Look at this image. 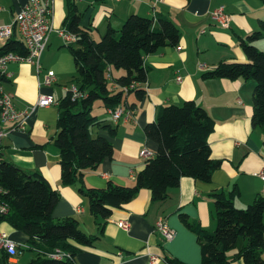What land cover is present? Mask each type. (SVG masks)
Instances as JSON below:
<instances>
[{
  "label": "crops",
  "instance_id": "0c3cea01",
  "mask_svg": "<svg viewBox=\"0 0 264 264\" xmlns=\"http://www.w3.org/2000/svg\"><path fill=\"white\" fill-rule=\"evenodd\" d=\"M28 0H0V25L13 24L16 14ZM224 7L231 17L230 27L224 29L210 18L211 12ZM53 28L41 63L43 73L28 63H9L3 90L14 95L19 110L33 106L39 95H53L60 100L67 95L68 88L75 84L77 70L67 44L57 31H66L65 22L70 8L81 16V26L94 39L100 40L113 28L120 30L132 15L154 18L162 15L171 20L181 32L178 47H166L145 56L148 71L146 95L138 99L134 92L126 96L132 119L116 123L108 109L94 104L92 115L116 130L94 127L92 137L108 139L114 148L112 158L104 160L94 170L84 173L88 188L103 189L109 181L121 186H134L137 174L146 164L141 157L147 148L153 154L157 145L148 140L144 128L157 119L161 106H182L194 101L215 120L216 127L209 138L212 159L222 165L210 182L183 178L180 186L169 190V198L163 203L152 201L149 190H141L123 209H115L107 219H96L89 211L88 199L79 185L62 184L60 151L56 145L58 135L59 108H37L25 118L23 129L10 131L0 146V159H5L21 170L39 172L60 194V200L52 217L59 220L75 218L80 228L88 235H98L104 224V233L90 247H79L78 264H151L150 255L160 259L154 264H166L164 256H170L185 264H201L202 254L196 235L182 222L181 214L197 221L209 231L217 227L216 209L212 194L229 192L237 187L241 197L235 206L244 208L257 196L264 195V181L257 175L264 169V132L252 125L254 81L226 79L204 80V73L220 62H247L240 45L241 39L260 29L264 20L262 0H54ZM22 40L19 32L13 37ZM6 42L0 41V49ZM74 44V43H72ZM264 50V38L255 42ZM181 47V50L178 48ZM203 66V67H201ZM48 71H53L56 81L44 84ZM119 74H123L120 72ZM177 77L182 82H177ZM11 127L8 128V130ZM164 218L175 231L173 240L166 242L156 232V222ZM128 222L130 229L123 230L119 222ZM16 242L22 232L5 231ZM24 234V233H22ZM26 236V235H25ZM27 240L28 237L26 236ZM26 240V243H27ZM244 245L239 239L236 249L228 253L229 264H245L236 258ZM264 258V254L262 256ZM13 264H19L13 259Z\"/></svg>",
  "mask_w": 264,
  "mask_h": 264
},
{
  "label": "trees",
  "instance_id": "16d2710c",
  "mask_svg": "<svg viewBox=\"0 0 264 264\" xmlns=\"http://www.w3.org/2000/svg\"><path fill=\"white\" fill-rule=\"evenodd\" d=\"M65 27L76 36V42L68 45L77 70L74 83L87 96L73 101L67 92L64 98L57 100L59 120L55 143L60 151L62 184L79 185L88 199L90 213L96 219L107 220L115 209H123L132 202L141 190H149L153 202L163 203L169 198V190L178 188L183 178L210 182L222 165L220 160L212 159L209 144L216 122L204 108L187 101L182 106H161L156 121L144 128L145 136L157 145V151L146 160L134 186H121L112 181L103 189L85 186V171L96 169L114 155L108 139L92 137L94 127L107 128L112 136L116 134L106 121L92 115L94 104L100 102L107 109L129 110L126 103L129 92L143 99L148 79L145 56L166 47H178L181 32L162 15L148 18L135 14L120 30L110 28L96 40L82 28L81 16L74 8H70ZM262 38L264 20L258 31L240 41L247 62H220L204 73L203 79L254 81L252 125L264 132V51L255 45ZM11 52L25 55V43L10 39L0 49V57ZM0 81H6L2 74ZM0 187L3 190L0 193V231H18L28 237L26 250L35 256L27 264H78L79 247L93 246L104 233V224L98 235H88L73 217L54 220L52 214L60 194L39 172H25L0 159ZM212 197L217 219L215 231L205 230L185 214L180 216L197 237L201 264H229L228 253L236 249L240 238L244 245L236 258L245 264H264V195L257 196L245 209L235 206L241 197L237 187L229 192H215ZM1 208L7 211L2 212ZM56 250L64 252L66 257L49 259L48 254ZM163 260L166 264H185L167 255ZM0 264H9V256H4Z\"/></svg>",
  "mask_w": 264,
  "mask_h": 264
},
{
  "label": "built area",
  "instance_id": "2783aa9c",
  "mask_svg": "<svg viewBox=\"0 0 264 264\" xmlns=\"http://www.w3.org/2000/svg\"><path fill=\"white\" fill-rule=\"evenodd\" d=\"M53 2L54 0H28L27 4L16 14L13 24L0 25V41L8 42L14 37L17 30L26 46L25 55L11 52L0 57V74L6 77V67L9 63L13 62L31 64L36 68L38 75L43 73L44 68L41 63V58L47 48L50 34L54 31L52 22ZM153 2L156 5L161 3L162 0H153ZM210 18L216 25L224 29L230 27L231 17L227 14L224 7H219L211 12ZM57 32L67 44L76 42V36L70 32L64 30ZM181 49V47L178 48V50ZM55 81V73L48 71L44 84L50 86ZM177 82L181 83L182 78L177 77ZM67 91L71 94L73 101L81 100L87 96L76 84H72ZM54 105H57V100L53 95L41 94L33 106L26 110H19L14 103V95L4 92L3 84L0 81V146L10 131L23 129L24 120L30 112L35 111L37 108H49ZM108 112L116 123L121 119L125 122H129L132 119L131 111L123 107L108 109ZM9 127L11 129L8 130ZM153 156V152L147 148L141 152V157L146 160ZM257 176L264 181V169ZM2 192L3 190L0 187V193ZM1 210L2 212L7 211L6 208H1ZM118 226L125 231L130 229L128 222L121 221L118 223ZM155 230L161 234L166 242L173 240L175 237V231L167 225L164 218H160L156 222ZM25 248L27 249V245L25 247L22 243L13 240L7 232L0 231V263L3 257L8 255L9 264H13L14 257L20 255L22 251H25ZM65 257L66 254L59 250L48 254V258L53 260H61ZM150 259L151 264H154L160 258L155 255H150Z\"/></svg>",
  "mask_w": 264,
  "mask_h": 264
},
{
  "label": "rangeland",
  "instance_id": "374dc122",
  "mask_svg": "<svg viewBox=\"0 0 264 264\" xmlns=\"http://www.w3.org/2000/svg\"><path fill=\"white\" fill-rule=\"evenodd\" d=\"M260 50L261 51H264L262 49H260ZM98 106H99V103H97V105H95V109H97ZM248 206H245L244 208H238L237 206L236 207L238 209H245ZM18 239H20L21 241H19V242L17 241V242L18 243H22L26 247V240H27V238H26L25 234H22L21 233L20 235H18ZM34 256H35L34 253H31V252L27 251L26 248H25V251H22V253L20 255H17L14 258L16 260H18L19 264H27V263H29L34 258Z\"/></svg>",
  "mask_w": 264,
  "mask_h": 264
}]
</instances>
